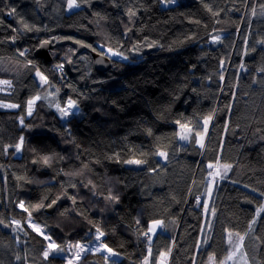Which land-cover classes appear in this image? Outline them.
<instances>
[{
  "label": "trees",
  "instance_id": "obj_1",
  "mask_svg": "<svg viewBox=\"0 0 264 264\" xmlns=\"http://www.w3.org/2000/svg\"><path fill=\"white\" fill-rule=\"evenodd\" d=\"M77 3L67 12L68 0H0V81L11 82L0 84V103L19 105L0 107V264H67L61 255L88 243L97 228L119 253L109 257L115 264L146 257L156 264L161 252L171 254L168 264H210L213 256L216 264H234L227 231L233 243L236 232L247 233L241 258L264 264V212L257 216L264 206V0ZM45 40L87 50L75 56L70 45L56 46L45 61L35 56ZM102 47L128 60L99 72L91 52ZM33 66L49 84L36 79ZM57 88L50 104L44 89ZM36 95L42 99L28 117L26 102ZM68 97L79 110L65 123L55 105ZM208 115L204 148L194 135L179 139L177 120L195 132ZM129 159L144 163L129 166ZM217 159L233 167L209 197L207 165ZM30 217L65 251L45 259L48 240ZM153 220L164 227L149 245L143 233ZM105 255L90 252L77 264H107Z\"/></svg>",
  "mask_w": 264,
  "mask_h": 264
},
{
  "label": "snow or ice",
  "instance_id": "obj_2",
  "mask_svg": "<svg viewBox=\"0 0 264 264\" xmlns=\"http://www.w3.org/2000/svg\"><path fill=\"white\" fill-rule=\"evenodd\" d=\"M160 2L162 4H164V5H168V4L176 3V0H160ZM67 6H68L69 10H71L73 8L80 7V5L77 3V0H68V5ZM262 8H264V5H262ZM209 11H211V9H209ZM14 12H15V9L13 8L11 10V12H9V15H12ZM262 14H264V13H262ZM134 15H135V12L130 10L129 11V16H134ZM253 15H255V10H253ZM24 27L26 29H28L27 25H24ZM28 30H31V29H28ZM13 31H16V30L13 29ZM11 39H12L13 42H15L16 37H12ZM219 40H220V37H217V36L213 37V41L214 42H218ZM50 43H51L50 40H45L41 46L46 45V44H50ZM261 43H264V41H261ZM26 51L27 50L19 51V55L20 56H25ZM108 51L112 52V55H114V56L122 57V59H125V60L128 59V57L123 55V53H121V52L112 51V49H108ZM68 62L71 63V61H68ZM28 64L31 65L32 61H28ZM33 67L35 68V66H33ZM63 67H64L63 64L57 65V69L60 70V71L63 70ZM35 76L39 78V81L42 84H49L50 83L49 80H48V76H46L38 68H35ZM221 78H223V77H221ZM0 84L7 85L8 87H11V82L7 81V80L0 81ZM3 90L4 89H0V91H3ZM55 91L59 92V89L57 88V89H55ZM49 94H51V93H49ZM41 99H42L41 96L36 95V96H34L33 98L29 99L26 102L28 115L32 114L33 106L36 104L37 101H39ZM44 99H47V96L44 97ZM0 107L18 108L19 105L18 104H2V103H0ZM55 107L60 112L62 117H68V116L74 115L79 110V106H78L77 100L72 99L71 97H68L66 99V101H65L63 106H61L59 103H56ZM212 119H213V115H208L207 117L203 118L202 127H200L195 132H193V129L191 127H189L188 123H181V121L177 120L176 123H177V125H179V129H180V131L177 133L179 139L188 141L190 139V137H192L194 135L195 141L199 145V147L200 148H204L205 147L204 140H205V136H206V133H207V126H208L209 122ZM21 124H23V118H21ZM22 145H23V137H21L20 138V142L15 145V148H16L17 152H19L22 149ZM156 155H158V156H160V157H162L164 159H167V155L168 154L165 151L159 150V151H157ZM48 160H49V158L45 157L44 158V163L47 164ZM124 163L141 165V164L144 163V161L139 160V159H129V160H125ZM85 167H87V165H85ZM207 167L209 169H212V171L209 172L208 175L210 177H212V182L214 183L215 179L217 177L223 178L227 174V172L233 167V165L230 164V163H221L219 161V159H217L215 162H210L207 165ZM153 171H155V170H153ZM88 183L91 184V181H89ZM93 187H94V185H93ZM107 199H109V200H113V199L118 200V197H113V196L109 195L107 197ZM73 202H75L74 199H73ZM54 203H55V200L51 201L48 204V207H51L52 204H54ZM19 207L24 209L25 212H28V208L25 207L23 202H21L19 204ZM36 207L37 208L41 207V205H36ZM205 212H208V208H207L206 205H205ZM260 212H264V206H261V208L259 209V212H257V216L259 215ZM29 215H31V214L29 213ZM211 216H215V209L214 208L211 210ZM137 223H139V221H137ZM255 223H256V219H252L251 223L249 225V229L250 230H251V225L255 224ZM31 226L33 227V229L35 231H37L41 235H44V238L46 240L50 241L49 244L47 245V249L43 252V256H44L45 259H47L49 257L50 250H51V252H56L57 250L59 252L65 251L64 248H60L58 245H56L55 242L51 240L50 236H48V235L44 234L43 232H41V230L35 224H32ZM163 227H164V221L163 220H153L152 221L151 225L148 227V230L143 233V235L147 238L146 242L149 245L151 244L152 235L156 234L157 229L163 228ZM104 235H105V233L103 231H101L99 228H97L96 229L95 239L97 241H100V243L98 245L89 248V247H85L83 244L76 243L75 245H72V247L77 248L78 250H80V252H104V253H106V255L104 256V259L107 262L109 260V257L118 256L119 253L115 252L112 248H110L107 245V243H103L102 242L101 238ZM233 235L234 234H233L232 231H227L226 241L231 246V249H232L230 255L228 256L229 260L233 259V257L237 253L240 252V249L243 247V241H244L245 236L247 235V233H245L244 235H241L239 232H236L235 236L238 239H237V241L235 243H233ZM169 254H170L169 252H161V253H159L157 261H156V264H167V258L169 256ZM148 256H151V248L150 247L148 249ZM80 258H81V256L78 253L75 256V260L78 261V260H80ZM209 259H210V264H216L214 256L210 257ZM68 264H72V261L69 260ZM143 264H149V260H148L147 257L145 258Z\"/></svg>",
  "mask_w": 264,
  "mask_h": 264
},
{
  "label": "rangeland",
  "instance_id": "obj_3",
  "mask_svg": "<svg viewBox=\"0 0 264 264\" xmlns=\"http://www.w3.org/2000/svg\"><path fill=\"white\" fill-rule=\"evenodd\" d=\"M179 2V0H176V3H174V4H168V5H164V4H162L164 7H168V6H170V5H175V4H177ZM79 8V7H78ZM78 8H73V9H71V10H69L68 9V6H67V8H66V11L67 12H71V11H74V10H76V9H78ZM223 34H217V35H214V36H217V37H220V39H222V36ZM213 36V37H214ZM213 37L211 38V41L213 42V43H215L214 41H213ZM74 49V48H73ZM102 49H106V53H107V49L108 48H104V47H102V48H100V51L101 52H103L102 51ZM75 50V49H74ZM108 54V53H107ZM123 60H125V59H123ZM127 60V59H126ZM120 63H121V61H119ZM223 68H224V65H223ZM36 79H38L39 80V78L38 77H36ZM49 93H51V94H49ZM44 96L46 97L47 96V101L50 103V104H54L55 102H56V100H57V96H59V92H56L55 91V89H50V90H47V89H44ZM38 102V101H37ZM36 102V103H37ZM34 109H35V106H33V110H32V113H33V111H34ZM28 114V113H27ZM30 115H28V117H29ZM71 116H73V115H71ZM71 116H68V117H62L63 118V120H64V122L66 123L67 122V120L71 117ZM209 125V124H208ZM207 132H208V126H207ZM206 137V136H205ZM17 151V150H16ZM21 151V150H20ZM20 151L19 152H17L18 154L20 153ZM127 165H129V166H140V165H135V164H127ZM211 171H212V169H211ZM210 171V172H211ZM221 180V178L220 177H217L216 179H215V182L213 183L212 182V177H210L209 176V179H208V196L209 197H211L212 195H213V191H214V186L216 185V183L217 182H219ZM208 200V197L206 196V201ZM53 207H47L46 208V212L48 213V215H50L52 212H53ZM18 222V223H17ZM28 223L30 224V226L32 225V224H35L40 230H41V232H43L44 233V230L42 229V226L40 225V224H38L37 222H35L34 221V219L33 218H29V220H28ZM20 225V221L19 220H15L14 219V228L16 229L18 226ZM151 225V224H150ZM32 227V226H31ZM32 229H33V227H32ZM161 228H159V229H157V231H156V234L158 233V231L160 230ZM45 234V233H44ZM156 234L155 235H152V238H151V242L154 240V238H155V236H156ZM47 235V234H46ZM151 235V234H150ZM15 236V235H14ZM15 238H16V240H17V242L21 245V241H20V239H19V237L18 236H15ZM49 242L50 241H48V244H49ZM98 242L99 241H97L96 239H95V237L93 238V239H91L88 243H86V244H84V246L85 247H89V248H91V247H93V246H96L97 244H98ZM240 250H242V249H240ZM80 254V256H82V255H87V254H89L90 252H80V250H75V249H70L69 251H66V252H64L61 256L62 257H64L65 259H66V263L68 264V261L69 260H71V261H74V264H77V260H75V256L77 255V254ZM50 254H56V252H51V250H50ZM107 264H115V262L114 261H110V260H108L107 261ZM167 264H168V261H167Z\"/></svg>",
  "mask_w": 264,
  "mask_h": 264
},
{
  "label": "water",
  "instance_id": "obj_4",
  "mask_svg": "<svg viewBox=\"0 0 264 264\" xmlns=\"http://www.w3.org/2000/svg\"><path fill=\"white\" fill-rule=\"evenodd\" d=\"M41 45L36 49L35 56L37 58L43 59L45 61H51L52 56L50 54V51L52 48H54L56 46L58 47V46L70 45L71 47H73L75 49V56H77L79 53H82L85 50H87V48L85 46H83L82 44L74 43V42H70V41L62 42L56 46H53L51 43L43 45V46H41ZM102 51L103 52H101V51H99V52L94 51L93 52L92 51L91 55L93 57L95 69L99 72L106 73L112 67V61L109 58V55H107L106 49H102ZM71 66H72V62L68 64L69 71L71 70Z\"/></svg>",
  "mask_w": 264,
  "mask_h": 264
},
{
  "label": "crops",
  "instance_id": "obj_5",
  "mask_svg": "<svg viewBox=\"0 0 264 264\" xmlns=\"http://www.w3.org/2000/svg\"><path fill=\"white\" fill-rule=\"evenodd\" d=\"M206 202H208V200L206 201ZM160 230H162V228L160 229ZM242 250H240V252H241ZM237 253L234 257H233V259H231L230 260V262L231 263H237V264H239L241 261L244 263V264H247V262H246V259H245V257H246V255L244 254L243 255V258H241V253ZM240 254V255H239ZM239 255V257L240 258H237V256ZM170 256H171V254H169V256H168V258H167V261L169 262V259H170ZM250 264V263H249Z\"/></svg>",
  "mask_w": 264,
  "mask_h": 264
},
{
  "label": "bare ground",
  "instance_id": "obj_6",
  "mask_svg": "<svg viewBox=\"0 0 264 264\" xmlns=\"http://www.w3.org/2000/svg\"><path fill=\"white\" fill-rule=\"evenodd\" d=\"M107 53H108V55H109V58H110L111 61H112V65H113L114 62H119V61H121V62H125V61L128 60V59H127V60H123L122 57L114 56V55H112V52H110V51H108V50H107Z\"/></svg>",
  "mask_w": 264,
  "mask_h": 264
},
{
  "label": "clouds",
  "instance_id": "obj_7",
  "mask_svg": "<svg viewBox=\"0 0 264 264\" xmlns=\"http://www.w3.org/2000/svg\"><path fill=\"white\" fill-rule=\"evenodd\" d=\"M108 50V49H107ZM108 55V54H107Z\"/></svg>",
  "mask_w": 264,
  "mask_h": 264
}]
</instances>
